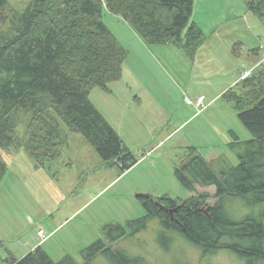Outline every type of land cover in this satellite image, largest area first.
Returning <instances> with one entry per match:
<instances>
[{
	"label": "rangeland",
	"instance_id": "374dc122",
	"mask_svg": "<svg viewBox=\"0 0 264 264\" xmlns=\"http://www.w3.org/2000/svg\"><path fill=\"white\" fill-rule=\"evenodd\" d=\"M30 1L6 0L0 13V47L19 34ZM194 1L189 24L197 25L205 41L191 58L171 44H146L119 17L102 13L103 23L126 56L120 79L109 83L107 90L93 89L88 98L138 158L134 166L123 171L102 161L81 135L63 125L61 133L68 138L60 156L52 163L45 158L44 167H35L26 145L0 150L6 166L0 182V264L37 246L55 263L69 256L75 264H84L82 252L100 240L142 264H249L228 249L204 251L165 229L157 218L149 219L145 228L138 222L146 218L138 195L168 196L175 200L171 209L176 210L186 208L183 200L196 194L215 205L219 198L213 186H197L196 193L191 192L175 178L174 167L189 147L207 161L224 154L236 166L238 160L228 147L229 131L240 141L252 138L225 94L236 91L242 74L264 70V17L253 14L247 0ZM199 97L202 102L197 106ZM32 119L24 111L12 113L16 134L26 142L40 133ZM223 204L233 222L259 211L264 215V204L251 208L232 197ZM110 224L130 225L128 236L109 243L105 227ZM41 229L48 237L43 243L37 235ZM91 264L115 263L100 253Z\"/></svg>",
	"mask_w": 264,
	"mask_h": 264
},
{
	"label": "trees",
	"instance_id": "16d2710c",
	"mask_svg": "<svg viewBox=\"0 0 264 264\" xmlns=\"http://www.w3.org/2000/svg\"><path fill=\"white\" fill-rule=\"evenodd\" d=\"M194 0H31L22 15V28L0 47V150L27 148L36 168L58 160L63 141L61 126L81 135L102 161L123 171L138 162L116 131L89 101V93L120 79L126 51L102 21L103 11L119 17L149 45L171 44L185 55L194 57L205 41L202 31L189 20ZM6 0H0V13ZM264 0H247L248 9L264 17ZM249 75V74H248ZM241 78L236 91L230 90L227 102L237 118L252 135L240 141L234 132L228 144L238 163L221 154L207 161L195 147L174 167V175L186 189L213 186L218 202L211 206L207 196L196 194L183 200L188 205L169 213L175 200L143 196L146 218L158 219L162 226L176 231L204 251L228 249L248 260L264 261V215L247 216L233 222L223 201L240 198L248 207L264 204V70ZM243 76V74H242ZM32 114L40 133L27 140L19 138L12 124V113ZM44 114V115H43ZM47 114V115H45ZM47 118V119H46ZM31 123L27 126L30 135ZM67 142V141H66ZM65 142V143H66ZM51 150V155L49 152ZM48 160V159H47ZM49 163V164H50ZM6 166L0 153V182ZM175 218H173V217ZM128 224L105 227L109 243L128 236ZM130 226V225H128ZM105 254L115 264H142L113 252L96 241L82 252L84 264H91L98 254ZM8 264H75L69 256L55 263L36 247Z\"/></svg>",
	"mask_w": 264,
	"mask_h": 264
},
{
	"label": "crops",
	"instance_id": "0c3cea01",
	"mask_svg": "<svg viewBox=\"0 0 264 264\" xmlns=\"http://www.w3.org/2000/svg\"><path fill=\"white\" fill-rule=\"evenodd\" d=\"M194 2H195V1H194ZM246 4H247V2H246ZM131 29H132V28H131ZM132 30H133V29H132ZM133 31H134V30H133ZM134 33H135V31H134ZM135 34H136V33H135ZM136 35H137V34H136ZM137 37H139V36L137 35ZM139 38H140V37H139ZM140 39H141V38H140ZM141 40H142V39H141ZM142 41H143V40H142ZM143 42H144V41H143ZM200 48H201V47H200ZM200 48H199V49H200ZM199 49H198V50H199ZM258 70H263V69H258V68H257V69H255V70H253V71H250L249 73H252V72H254V71L256 72V71H258ZM246 72H247V71H246ZM241 77H242V75H241ZM241 77H240V80H238V82H236L235 86H236L238 83H240V81H241ZM233 88H234V86H233ZM136 93H137V92H136ZM134 99H135L136 102L141 103V99H140V97L138 96V94H135ZM229 132H231V131H229ZM232 132H233V131H232ZM237 137H238V136H237ZM211 160H212V159H210L209 161H211ZM156 198H158V197H156ZM45 237H46V238H45V240L42 241V243L45 242V241L48 239V237H47L46 235H45ZM37 247H40V248H41V246H37ZM34 249H35V248H34ZM41 249H42V248H41ZM42 250H43V249H42ZM31 251H32V250H31ZM43 251H44V250H43ZM44 252H45V251H44ZM45 253H46V252H45ZM46 254H47V253H46ZM47 255H48V254H47ZM17 259H18V258H17Z\"/></svg>",
	"mask_w": 264,
	"mask_h": 264
},
{
	"label": "built area",
	"instance_id": "2783aa9c",
	"mask_svg": "<svg viewBox=\"0 0 264 264\" xmlns=\"http://www.w3.org/2000/svg\"><path fill=\"white\" fill-rule=\"evenodd\" d=\"M248 75V73H245L243 76H242V78H244V77H246ZM201 102H202V98L201 97H199V98H197L196 99V101H195V105H200L201 104ZM37 235L42 239V241L43 240H45V233H44V231L41 229V230H38V232H37Z\"/></svg>",
	"mask_w": 264,
	"mask_h": 264
},
{
	"label": "water",
	"instance_id": "95a60500",
	"mask_svg": "<svg viewBox=\"0 0 264 264\" xmlns=\"http://www.w3.org/2000/svg\"><path fill=\"white\" fill-rule=\"evenodd\" d=\"M143 196H145V195H138L137 197H143ZM176 209H169L168 211H169V213L172 215V213L175 211Z\"/></svg>",
	"mask_w": 264,
	"mask_h": 264
}]
</instances>
